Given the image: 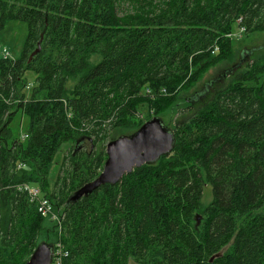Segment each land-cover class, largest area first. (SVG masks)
<instances>
[{"label":"trees","instance_id":"16d2710c","mask_svg":"<svg viewBox=\"0 0 264 264\" xmlns=\"http://www.w3.org/2000/svg\"><path fill=\"white\" fill-rule=\"evenodd\" d=\"M11 22L27 36L15 60L0 56V264L60 239L64 264H264V46L172 124L184 93L235 63L236 27L264 33V0H0V33ZM167 115L170 155L72 201L102 173L108 143ZM21 183L62 210V233Z\"/></svg>","mask_w":264,"mask_h":264},{"label":"water","instance_id":"95a60500","mask_svg":"<svg viewBox=\"0 0 264 264\" xmlns=\"http://www.w3.org/2000/svg\"><path fill=\"white\" fill-rule=\"evenodd\" d=\"M41 51L40 47L30 61ZM175 135L163 125L160 118L147 121L137 132L122 136L107 144V161L100 176L78 190L72 201H78L97 190L100 186L120 183L124 176L136 168L154 164L161 157L170 155L175 147ZM200 219H198V223ZM53 247L41 244L26 264H52Z\"/></svg>","mask_w":264,"mask_h":264},{"label":"rangeland","instance_id":"374dc122","mask_svg":"<svg viewBox=\"0 0 264 264\" xmlns=\"http://www.w3.org/2000/svg\"><path fill=\"white\" fill-rule=\"evenodd\" d=\"M233 45L236 47V61L234 64H223L215 69H211L203 78L200 84L191 90L189 93H184L183 102H181V107L175 110L174 120L172 124L177 121L191 116L196 108L201 104V102L206 100L213 91V88H218L225 84L227 80L223 78V74L227 71L236 67L237 69L244 68L252 59L251 54L256 50L264 46V33H254L244 35L240 38L239 29L233 31ZM27 36V26L25 23L11 22L8 24L7 29L0 33V56L3 55V51L6 49L11 54V59L17 58L20 55L21 49L23 47L25 38ZM26 78L28 86L30 89L26 91L30 93L36 84L37 75L32 71L26 72ZM219 80V82H218ZM192 102V108H186L187 105H183L184 100ZM191 105V104H190ZM145 120V113L142 114ZM170 116L163 117V125L170 128L172 125L169 122ZM21 129V128H20ZM22 130V129H21ZM23 131V130H22ZM21 131V132H22ZM74 147V144H65L60 152L57 154L54 166L51 171L50 180L54 182L59 173L60 167L63 164L65 158L67 157L69 150ZM90 147V144L88 145ZM211 188L207 187L205 189L204 205H208L211 201Z\"/></svg>","mask_w":264,"mask_h":264},{"label":"built area","instance_id":"2783aa9c","mask_svg":"<svg viewBox=\"0 0 264 264\" xmlns=\"http://www.w3.org/2000/svg\"><path fill=\"white\" fill-rule=\"evenodd\" d=\"M240 38H243L246 28L242 27L239 29ZM231 38L233 34L230 35ZM3 58L11 59V54L6 49L3 51ZM30 89L29 86L26 88ZM165 92V91H164ZM7 96L0 94V99L5 101L6 103H10V100L7 99ZM20 102V101H19ZM71 117V115H69ZM27 135H22V140H26ZM27 167L23 164L18 165V170H24ZM15 188L20 192L26 194L30 203L34 204L37 207L39 214L46 219H49L55 222L58 225L60 233H62L63 229V220L65 218V214L62 210H57L50 198L43 192V190L38 186L31 183H21L17 184ZM70 256L69 251L64 246L61 239L53 246V255H52V264H64L65 260Z\"/></svg>","mask_w":264,"mask_h":264},{"label":"crops","instance_id":"0c3cea01","mask_svg":"<svg viewBox=\"0 0 264 264\" xmlns=\"http://www.w3.org/2000/svg\"><path fill=\"white\" fill-rule=\"evenodd\" d=\"M16 59V58H15Z\"/></svg>","mask_w":264,"mask_h":264}]
</instances>
